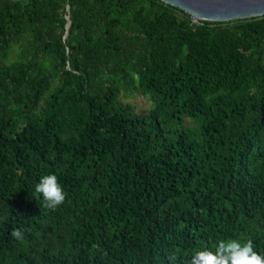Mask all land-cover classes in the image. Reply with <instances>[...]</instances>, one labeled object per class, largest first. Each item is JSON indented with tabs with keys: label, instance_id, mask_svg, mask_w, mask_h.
Returning <instances> with one entry per match:
<instances>
[{
	"label": "trees",
	"instance_id": "16d2710c",
	"mask_svg": "<svg viewBox=\"0 0 264 264\" xmlns=\"http://www.w3.org/2000/svg\"><path fill=\"white\" fill-rule=\"evenodd\" d=\"M228 239L264 256V16L0 0V264H188Z\"/></svg>",
	"mask_w": 264,
	"mask_h": 264
},
{
	"label": "clouds",
	"instance_id": "9594fccd",
	"mask_svg": "<svg viewBox=\"0 0 264 264\" xmlns=\"http://www.w3.org/2000/svg\"><path fill=\"white\" fill-rule=\"evenodd\" d=\"M35 192L43 197L46 207L55 210L65 202L66 193L55 174L42 176L36 184ZM11 236L16 240L23 239L20 229H13ZM175 264V255L169 257ZM188 264H264V256L254 250L251 240L240 239L221 240L215 250L203 248L196 251Z\"/></svg>",
	"mask_w": 264,
	"mask_h": 264
},
{
	"label": "water",
	"instance_id": "95a60500",
	"mask_svg": "<svg viewBox=\"0 0 264 264\" xmlns=\"http://www.w3.org/2000/svg\"><path fill=\"white\" fill-rule=\"evenodd\" d=\"M197 20L226 22L264 16V0H161ZM69 19V16L67 17ZM69 25H67L68 33Z\"/></svg>",
	"mask_w": 264,
	"mask_h": 264
},
{
	"label": "rangeland",
	"instance_id": "374dc122",
	"mask_svg": "<svg viewBox=\"0 0 264 264\" xmlns=\"http://www.w3.org/2000/svg\"><path fill=\"white\" fill-rule=\"evenodd\" d=\"M17 51H18V48H14V50L11 52V55H10L11 61H14L17 59ZM121 98L123 101L129 102V103H132L133 105H135L138 111L148 110L153 106V103L150 100L149 96H144L141 94H125V93H123ZM188 124L191 127H196V125H197L192 121H188Z\"/></svg>",
	"mask_w": 264,
	"mask_h": 264
}]
</instances>
